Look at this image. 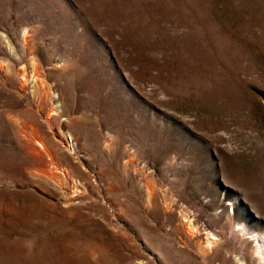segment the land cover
Segmentation results:
<instances>
[{"label":"rangeland","instance_id":"374dc122","mask_svg":"<svg viewBox=\"0 0 264 264\" xmlns=\"http://www.w3.org/2000/svg\"><path fill=\"white\" fill-rule=\"evenodd\" d=\"M263 242L264 0H0V264Z\"/></svg>","mask_w":264,"mask_h":264},{"label":"bare ground","instance_id":"6f19581e","mask_svg":"<svg viewBox=\"0 0 264 264\" xmlns=\"http://www.w3.org/2000/svg\"><path fill=\"white\" fill-rule=\"evenodd\" d=\"M59 106V105H58ZM58 109V108H57ZM60 109V108H59ZM57 113V112H56ZM149 188V187H148ZM148 190H150V189H148ZM187 224H188V227H187V231L188 232H190L191 234H193V232H194V228H195V225H194V223H193V221L192 220H189L188 222H187ZM208 240L211 242V243H214L215 242V236H214V234L212 233V232H209L208 233ZM261 248H262V252H264V242L262 243V245H261Z\"/></svg>","mask_w":264,"mask_h":264}]
</instances>
